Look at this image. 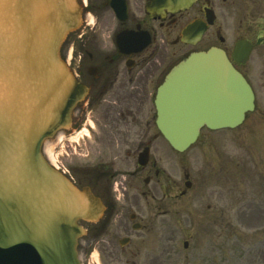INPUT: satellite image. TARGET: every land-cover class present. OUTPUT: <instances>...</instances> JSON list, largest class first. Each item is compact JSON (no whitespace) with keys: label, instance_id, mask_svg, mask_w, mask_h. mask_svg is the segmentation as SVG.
I'll return each mask as SVG.
<instances>
[{"label":"flooded vegetation","instance_id":"flooded-vegetation-1","mask_svg":"<svg viewBox=\"0 0 264 264\" xmlns=\"http://www.w3.org/2000/svg\"><path fill=\"white\" fill-rule=\"evenodd\" d=\"M82 3V25L62 55L88 94L57 145L82 138L73 150L69 147L74 164L63 166L64 173L104 206L98 222L84 223V259L94 264H226L224 243L218 249L214 244L226 234L224 212L208 200L203 205L201 198L215 186L207 183L215 181V174L204 168L202 175L185 171L181 180L178 168L164 166L163 158L173 164L178 152L157 126L155 98L168 71L188 53L212 46L216 34L230 61L235 43L246 40L248 57L234 67L253 91L254 110L235 132L222 130L221 137L264 139V0H189L187 7L174 10L162 0ZM209 11L217 18L212 25ZM195 21L206 27L192 46L182 31ZM220 192L210 195L221 202ZM178 234L180 248L164 246ZM203 237L207 250L198 249Z\"/></svg>","mask_w":264,"mask_h":264},{"label":"water","instance_id":"water-1","mask_svg":"<svg viewBox=\"0 0 264 264\" xmlns=\"http://www.w3.org/2000/svg\"><path fill=\"white\" fill-rule=\"evenodd\" d=\"M81 9L77 0H0V264H80L79 221L102 215L99 199L77 189L42 153L46 140L70 126L85 94L60 56ZM252 102L221 50L191 53L158 90V128L183 152L203 126L239 125Z\"/></svg>","mask_w":264,"mask_h":264},{"label":"rangeland","instance_id":"rangeland-1","mask_svg":"<svg viewBox=\"0 0 264 264\" xmlns=\"http://www.w3.org/2000/svg\"><path fill=\"white\" fill-rule=\"evenodd\" d=\"M51 142L44 144L45 152L53 151L56 162L65 168L74 164L66 142L63 148L58 146L50 150ZM82 142L81 139L79 143ZM170 161L163 158L164 166L172 171L178 168L181 180V173L185 171L191 176L202 175L204 168L210 174H215L212 183L215 186L204 192L201 198L204 199L203 205L208 200L212 207H220L224 212L227 232L224 238L215 240L214 244L218 249L219 244L224 243L227 249L226 264H264V139H235L227 134L226 139H223L218 131L203 130L201 138L190 149L179 154L173 164ZM218 188L222 191L221 202L210 195L218 192ZM193 244L197 246L195 240ZM181 245L179 234L174 240L164 241V246L173 249ZM208 247L204 246V237L200 239L198 249L207 250ZM189 252L196 256V251ZM81 258L83 264H93L86 262L83 256Z\"/></svg>","mask_w":264,"mask_h":264},{"label":"snow or ice","instance_id":"snow-or-ice-1","mask_svg":"<svg viewBox=\"0 0 264 264\" xmlns=\"http://www.w3.org/2000/svg\"><path fill=\"white\" fill-rule=\"evenodd\" d=\"M20 7H21V8H24V7H25V5H24V4H21V5H20Z\"/></svg>","mask_w":264,"mask_h":264}]
</instances>
